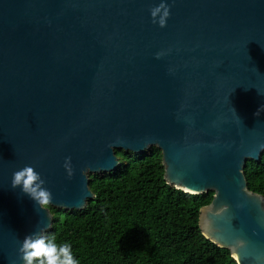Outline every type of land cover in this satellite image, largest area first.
Listing matches in <instances>:
<instances>
[{
  "label": "water",
  "instance_id": "obj_1",
  "mask_svg": "<svg viewBox=\"0 0 264 264\" xmlns=\"http://www.w3.org/2000/svg\"><path fill=\"white\" fill-rule=\"evenodd\" d=\"M160 3L0 0V264H23L19 242L53 225L15 171L33 166L49 206L83 211L90 176L152 147L169 185L214 194L204 237L264 264V197L244 174L264 155V0H166L165 28Z\"/></svg>",
  "mask_w": 264,
  "mask_h": 264
},
{
  "label": "trees",
  "instance_id": "obj_2",
  "mask_svg": "<svg viewBox=\"0 0 264 264\" xmlns=\"http://www.w3.org/2000/svg\"><path fill=\"white\" fill-rule=\"evenodd\" d=\"M116 172L90 176L95 198L83 211L48 206L58 243L68 242L80 264H238L207 240L201 210L214 194L192 195L165 179L162 152H117ZM250 192L264 197V155L244 170Z\"/></svg>",
  "mask_w": 264,
  "mask_h": 264
},
{
  "label": "clouds",
  "instance_id": "obj_3",
  "mask_svg": "<svg viewBox=\"0 0 264 264\" xmlns=\"http://www.w3.org/2000/svg\"><path fill=\"white\" fill-rule=\"evenodd\" d=\"M150 14L153 23L165 28L171 9L166 0H161L158 6L150 9ZM64 168L71 179L74 175L71 157L65 159ZM45 185V179L31 165L15 171L11 181L13 189H21L40 209L47 208L54 200L53 193ZM19 243V258L23 264H80L70 243H58L54 235H46L43 230L26 235Z\"/></svg>",
  "mask_w": 264,
  "mask_h": 264
}]
</instances>
